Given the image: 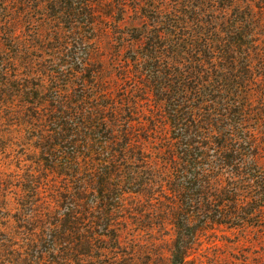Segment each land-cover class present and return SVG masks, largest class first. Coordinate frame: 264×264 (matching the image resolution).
I'll return each mask as SVG.
<instances>
[{
	"label": "trees",
	"instance_id": "1",
	"mask_svg": "<svg viewBox=\"0 0 264 264\" xmlns=\"http://www.w3.org/2000/svg\"><path fill=\"white\" fill-rule=\"evenodd\" d=\"M110 5L107 28L100 0H0L2 150L17 152L0 264H136L154 231L186 264L216 227L264 236V0ZM108 33L111 83L93 47Z\"/></svg>",
	"mask_w": 264,
	"mask_h": 264
},
{
	"label": "rangeland",
	"instance_id": "2",
	"mask_svg": "<svg viewBox=\"0 0 264 264\" xmlns=\"http://www.w3.org/2000/svg\"><path fill=\"white\" fill-rule=\"evenodd\" d=\"M100 1L107 6L104 26L112 28L113 25L117 24V13L111 7L110 0ZM127 24V19L119 23L120 28ZM17 31L19 36L24 38V29L18 26ZM93 47L99 49L98 57L101 58L104 64L105 71L101 77L111 83L114 77L110 62V56L114 48L111 35L109 33L104 35L98 44ZM5 128V126L0 125V169L4 171V174H7L8 168L15 163L14 157L17 152L13 151L14 148L10 152H3L4 140L1 135ZM138 242L143 245L136 256H133L136 264H167L169 259L167 250L171 242L170 236L162 237L154 231L152 234L140 236ZM186 264H264V236L253 228L243 232L227 227H216L199 240L198 245L189 254Z\"/></svg>",
	"mask_w": 264,
	"mask_h": 264
}]
</instances>
